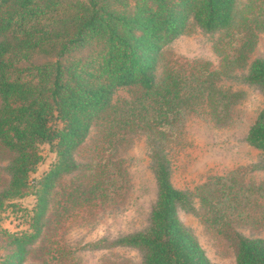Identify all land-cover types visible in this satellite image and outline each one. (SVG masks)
<instances>
[{"label": "trees", "instance_id": "obj_1", "mask_svg": "<svg viewBox=\"0 0 264 264\" xmlns=\"http://www.w3.org/2000/svg\"><path fill=\"white\" fill-rule=\"evenodd\" d=\"M252 1L264 13V0ZM236 11L237 0H0V151L9 153L10 174L0 212L14 198L33 193L36 200L26 229H0V264H47L45 254L36 259L34 245L48 223L52 193L79 169L75 153L94 125L111 151L131 134L148 136L158 186L149 224L112 242L138 249L142 264H213L179 216L180 209L195 210L193 198L219 233L241 218L264 222V183L242 181L233 170L184 191L172 182L167 154L189 115L208 107L223 116L233 101L217 87L213 70L168 66L159 75L163 49L190 22L221 30ZM246 79L264 91V58L251 62ZM121 87L133 94L116 103ZM247 141L264 152V108ZM44 143L55 161L33 185L30 173L44 159ZM101 174L80 194L107 195ZM260 208L258 217L253 211ZM226 235L236 264H264V238Z\"/></svg>", "mask_w": 264, "mask_h": 264}, {"label": "rangeland", "instance_id": "obj_2", "mask_svg": "<svg viewBox=\"0 0 264 264\" xmlns=\"http://www.w3.org/2000/svg\"><path fill=\"white\" fill-rule=\"evenodd\" d=\"M236 12L233 24L221 30L206 31L190 22L183 34L165 46L160 58L159 75L168 66L195 73L213 70L217 72V87L232 93L233 103L223 116L208 107L193 113L169 142L172 182L184 191L194 192L210 178L226 176L233 170L242 181L264 183V152L247 141L251 125L264 108V91L246 79L251 62L264 58V13H258L252 0H237ZM132 92L126 87L118 88L114 102L130 98ZM105 148L107 142L100 127L94 125L75 153L79 169L65 175L52 193L48 223L34 245L36 259L41 260L45 254L47 264H142L138 249L114 246L112 242L149 224L158 196L149 139L138 132L113 151ZM41 152L43 161L30 173L33 185L55 161L48 144L41 145ZM8 158L9 153L0 151V190L10 180ZM118 168L124 175L120 176ZM96 173L105 181L107 195L80 194L82 188H89ZM193 202L195 210L180 209L179 216L213 264H236L227 233L236 231L264 238V222L247 218L219 233L203 221L199 199L193 198ZM35 203L33 193L9 201L0 212V229H26ZM253 213L260 217L261 208Z\"/></svg>", "mask_w": 264, "mask_h": 264}]
</instances>
